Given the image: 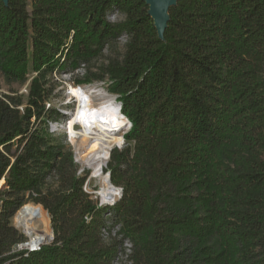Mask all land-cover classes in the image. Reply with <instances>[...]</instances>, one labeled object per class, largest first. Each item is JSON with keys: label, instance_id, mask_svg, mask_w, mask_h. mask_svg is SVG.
Instances as JSON below:
<instances>
[{"label": "trees", "instance_id": "obj_1", "mask_svg": "<svg viewBox=\"0 0 264 264\" xmlns=\"http://www.w3.org/2000/svg\"><path fill=\"white\" fill-rule=\"evenodd\" d=\"M29 4L0 0V74H37L23 112L0 94V264H116L122 237L124 264H264V0H177L162 39L142 0ZM123 36V56L96 66ZM82 66L78 83L106 84L131 125L132 152L112 150L105 170L113 205L93 203L73 154L34 128L50 118L45 76ZM29 202L53 241L12 253Z\"/></svg>", "mask_w": 264, "mask_h": 264}, {"label": "rangeland", "instance_id": "obj_2", "mask_svg": "<svg viewBox=\"0 0 264 264\" xmlns=\"http://www.w3.org/2000/svg\"><path fill=\"white\" fill-rule=\"evenodd\" d=\"M27 3H28L27 10L30 11L29 0H27ZM108 20L113 24H118L124 21V16L113 11L108 15ZM126 41L127 38L125 36L121 37L115 45L106 48L104 50L103 58L94 64L96 66H100L106 64L107 63L106 60L108 59L121 58L125 51ZM83 67L84 66H82L81 69L73 73H68L65 71L54 72L51 75L45 76V78L42 81L43 83H45V88L49 91L52 89V92L45 103L46 109L48 108L49 110L50 118L48 119V123L45 125L40 121L34 122V128H41L47 131L48 144L51 145L62 144L65 146L67 150H69L73 154L74 162L77 168V175L80 178L85 179L83 190L89 196L90 200L93 203H96L97 206H99L100 204L104 205L101 198L97 195V193L101 188V183L98 179L91 177L92 175L91 170L85 166L75 146L71 143V141L69 140V136L64 131L65 126L68 124L67 122L72 119V115L75 113V109H76V99L74 98L73 95L70 94V88H80V87H90V86L97 87L102 91H104L107 94V96L113 97L115 99L114 100L115 104L118 102L116 101L115 96L107 92V85L104 83L95 82L90 85L78 83V81L82 80L83 77L85 76V71L83 70ZM36 76L37 74L29 71L28 75L26 76V79L23 82H8L0 74V94L5 96H10L11 98H13L14 102L18 105V109L21 112H23L27 106L31 83ZM77 129L79 128L76 127V130ZM128 131L129 128L125 129L122 132V135L120 136L121 137L120 141L111 149V151L114 149L119 151L129 149L130 152H132L133 145L127 144L124 140V136ZM118 145H121V147L115 148ZM83 149L85 148L83 147L82 150ZM111 151L108 153L105 164L102 167V173L104 174L106 172L105 170L109 162V156ZM57 188H58V182L56 181V178H50L46 180L45 184L41 187V190L45 192L47 190H56ZM115 189H119V188H115ZM25 198L28 199V195H26ZM26 205H33L38 209L39 217L32 219V224H33L32 228L37 230V234H39V232H41V234L42 233L44 234L47 231V229L51 230L50 218L48 213L41 206L34 205L32 202H29ZM15 216L11 219L10 224L18 231L19 234H21L27 240L28 237H26L23 231L21 229H18L17 225L15 224ZM117 264H124V262L119 261Z\"/></svg>", "mask_w": 264, "mask_h": 264}, {"label": "bare ground", "instance_id": "obj_3", "mask_svg": "<svg viewBox=\"0 0 264 264\" xmlns=\"http://www.w3.org/2000/svg\"><path fill=\"white\" fill-rule=\"evenodd\" d=\"M70 94L76 99L75 113L68 121L64 131L75 146L85 166L92 172L91 177L98 179L101 188L97 195L104 205H113L120 196L119 189L112 188L108 182L107 174L102 173L108 153L120 141L122 132L129 128L128 121L119 113L120 105L114 103V98L97 87L70 88ZM76 127L79 129L76 130ZM85 148L82 150V148ZM99 206H103L100 204ZM39 217V212L33 205L24 206L15 216V224L28 238H38V241L47 240L49 230L43 234L33 229L32 219ZM118 231L115 228L112 235ZM52 232V230H51ZM53 233V232H52ZM108 238L107 232L103 233ZM24 246V242L17 244ZM42 246H29V252L37 251ZM122 252H119L116 264L124 263L131 255L132 247L124 241Z\"/></svg>", "mask_w": 264, "mask_h": 264}, {"label": "water", "instance_id": "obj_4", "mask_svg": "<svg viewBox=\"0 0 264 264\" xmlns=\"http://www.w3.org/2000/svg\"><path fill=\"white\" fill-rule=\"evenodd\" d=\"M1 1L5 5H7L8 3V0H1ZM142 1L148 7V15L153 21L159 39H162L163 33L165 31L168 22V11L172 6L176 4L177 0H142ZM128 125L129 127H131L129 122ZM107 178H108V182L110 183L109 174H107Z\"/></svg>", "mask_w": 264, "mask_h": 264}, {"label": "built area", "instance_id": "obj_5", "mask_svg": "<svg viewBox=\"0 0 264 264\" xmlns=\"http://www.w3.org/2000/svg\"><path fill=\"white\" fill-rule=\"evenodd\" d=\"M119 192H121V189H119ZM122 240V244L123 241H125L126 239H124L123 237L121 238ZM53 241V233L51 232V230H49V236L47 238V240L38 241V238H28L27 240L25 239L24 241V246H17V244H15V252L12 253H24V254H29V246H46L49 245L51 242Z\"/></svg>", "mask_w": 264, "mask_h": 264}]
</instances>
